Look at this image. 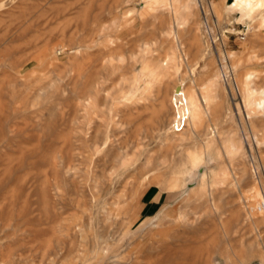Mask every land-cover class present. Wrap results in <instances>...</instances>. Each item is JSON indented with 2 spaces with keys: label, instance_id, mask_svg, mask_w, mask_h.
Here are the masks:
<instances>
[{
  "label": "rangeland",
  "instance_id": "rangeland-1",
  "mask_svg": "<svg viewBox=\"0 0 264 264\" xmlns=\"http://www.w3.org/2000/svg\"><path fill=\"white\" fill-rule=\"evenodd\" d=\"M256 2L0 0V264H264Z\"/></svg>",
  "mask_w": 264,
  "mask_h": 264
},
{
  "label": "bare ground",
  "instance_id": "bare-ground-1",
  "mask_svg": "<svg viewBox=\"0 0 264 264\" xmlns=\"http://www.w3.org/2000/svg\"><path fill=\"white\" fill-rule=\"evenodd\" d=\"M198 1V0H197ZM235 2H239L243 6L247 7L246 9H249V14H253L256 11V8L258 7L259 3L257 4L256 0H235ZM235 3V4H236ZM234 4V5H235ZM172 25V24H171ZM171 28V27H170ZM181 57V56H180ZM165 64V63H164ZM163 65V64H162ZM184 81L182 80L181 83L176 87V89L172 92V96L170 95V101H172V107H173V121L179 116V117H185L184 118V126L186 124V119L189 118L190 111L188 107V102L192 106L196 104V99L199 101L200 98L197 96L191 95L189 98L186 96L185 93V84L183 83ZM234 99V98H233ZM246 100V98H245ZM201 102V100H200ZM199 107V106H198ZM194 109V108H193ZM195 110V109H194ZM193 111V110H192ZM206 111V110H205ZM197 113V110L195 111ZM194 112V113H195ZM196 116V115H195ZM172 121V123H173ZM183 126L182 131L185 129ZM172 127V125H171ZM173 129V128H172ZM171 129V130H172ZM174 131V130H173ZM181 131V130H180ZM179 131V132H180ZM175 132V131H174Z\"/></svg>",
  "mask_w": 264,
  "mask_h": 264
},
{
  "label": "built area",
  "instance_id": "built-area-1",
  "mask_svg": "<svg viewBox=\"0 0 264 264\" xmlns=\"http://www.w3.org/2000/svg\"><path fill=\"white\" fill-rule=\"evenodd\" d=\"M201 1V0H200ZM202 14L204 16V19L207 20L208 19V15L210 14V16L212 15V11L209 9V11L207 12V9L202 6ZM213 20L216 21L215 17L213 16ZM218 55V53H217ZM218 58H219V55H218ZM185 118V117H184ZM184 118L183 117H177L173 123L171 124L172 125V128L175 132H179L180 130H182L183 126H184Z\"/></svg>",
  "mask_w": 264,
  "mask_h": 264
}]
</instances>
